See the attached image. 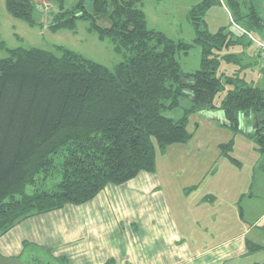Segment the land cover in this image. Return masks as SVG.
<instances>
[{"label":"trees","instance_id":"16d2710c","mask_svg":"<svg viewBox=\"0 0 264 264\" xmlns=\"http://www.w3.org/2000/svg\"><path fill=\"white\" fill-rule=\"evenodd\" d=\"M65 1L50 0L56 10L48 26L73 28L77 20H89L122 60L108 67L60 46L7 48L0 57V234L31 215L84 203L106 184L154 172L158 153L190 140L189 116L200 111L222 112L221 124L234 132L241 130L242 116H252L246 136L261 153L264 170V86L219 70L222 60L239 62L221 50L240 40L224 27L209 31L205 11L218 0L189 9L193 42L149 28L141 0H76L71 8ZM229 3L234 21L244 18L247 29L264 26L255 10L242 15L238 1ZM35 6L33 0H5L8 13L30 25ZM195 46L199 67L184 71L177 54ZM226 84L231 87L216 104ZM184 97L188 106L181 103ZM177 108L178 118L169 114ZM232 147V139L219 146L238 163ZM248 249L264 252V244Z\"/></svg>","mask_w":264,"mask_h":264},{"label":"crops","instance_id":"0c3cea01","mask_svg":"<svg viewBox=\"0 0 264 264\" xmlns=\"http://www.w3.org/2000/svg\"><path fill=\"white\" fill-rule=\"evenodd\" d=\"M229 1L219 3L232 23L251 33L244 18L233 20ZM255 5L249 0L244 8L237 6L242 15L253 10L260 15ZM256 29L264 35V26ZM260 68L258 77L264 79ZM214 119L221 124L222 112L192 113V137L158 153L154 172L142 170L124 183L106 184L84 203H66L17 222L0 234V264L35 252L64 264H264L262 249H248L250 243L264 244L262 155L246 137L254 119L242 116L238 132L218 127ZM217 130L226 132L227 142L233 139L238 163L221 154L222 141L212 135ZM236 141L252 147L253 159L240 156ZM177 148L190 156H169Z\"/></svg>","mask_w":264,"mask_h":264},{"label":"rangeland","instance_id":"374dc122","mask_svg":"<svg viewBox=\"0 0 264 264\" xmlns=\"http://www.w3.org/2000/svg\"><path fill=\"white\" fill-rule=\"evenodd\" d=\"M33 1L36 3L34 11L35 22L30 25L25 20L9 14L5 7V0H0V57L7 55V48L23 46L54 51L57 46H60L81 53L83 56L100 62L108 67H112L122 60L121 54L114 49L113 42L107 37L104 39L99 38L97 32L91 29L89 20L79 19L73 28L51 29L48 26V22L51 18V12L56 10V6H54L50 0ZM201 1L202 0H141L139 7L142 8L145 14L146 25L149 28L160 30L174 40L181 39L193 42L195 30L187 16L189 9ZM220 1L221 0L214 2L205 11L204 19L207 22V27L210 32L214 33L224 27L225 32L230 33L233 38H238L240 40L238 43L231 44L221 50L222 55L236 54L240 60L239 62H227L226 60H222L219 70L226 75H231L233 73L257 86H264V79L258 77L259 72L257 71L261 69L262 63L260 60L258 61L257 56H254L256 53L255 43L246 40L245 34L236 29L231 21L232 19L229 13L223 8V1L221 4L219 3ZM236 1L239 2L242 8L249 2V0ZM251 1L253 4L256 3L255 6H257V11L264 17V0ZM75 2L76 0H66L64 7L71 8ZM251 34L257 39H262L264 37V35L259 34L257 29H251ZM200 53L199 47L195 46L191 48L187 54H177V59L182 69L184 71H192L198 68L200 64ZM230 87V84H226L225 88L215 96V102L217 104L221 102L226 90ZM181 103L184 106H188L190 100L184 97ZM181 111V108H177L170 114L178 118L181 115ZM214 120L217 122V126L220 127V122L217 119ZM203 132L205 131L203 130ZM212 135L216 136L222 143L227 142L225 131H212ZM212 139H214V137H212ZM249 140L252 142L251 146L256 147L254 140L250 138ZM178 144H173L171 146H176ZM235 146V149L239 151L241 157L253 159L254 152L252 151V147L244 146L240 142L238 144L237 141ZM176 150H172L169 156H176L178 153L181 156H190V154H186L187 151H183L181 148H177ZM230 154L236 155V153H233V150H231ZM252 162L253 161H251V163ZM194 167L197 166L194 165ZM44 258L46 257L42 253H25L20 259L15 261V264H64L62 261L54 263L49 258H46V260Z\"/></svg>","mask_w":264,"mask_h":264},{"label":"built area","instance_id":"2783aa9c","mask_svg":"<svg viewBox=\"0 0 264 264\" xmlns=\"http://www.w3.org/2000/svg\"><path fill=\"white\" fill-rule=\"evenodd\" d=\"M233 24L236 27H238L243 33H246V35L248 36V38L252 42L255 43L257 56H258L259 60L261 61L262 65L264 66V37L262 39H257L250 32H248L247 30L241 28L235 22H233Z\"/></svg>","mask_w":264,"mask_h":264}]
</instances>
